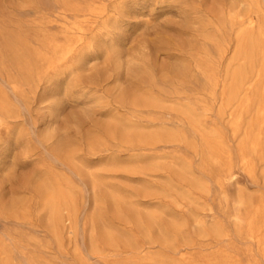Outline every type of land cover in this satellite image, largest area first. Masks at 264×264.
Listing matches in <instances>:
<instances>
[{"label": "rangeland", "instance_id": "1", "mask_svg": "<svg viewBox=\"0 0 264 264\" xmlns=\"http://www.w3.org/2000/svg\"><path fill=\"white\" fill-rule=\"evenodd\" d=\"M0 264H264V0H0Z\"/></svg>", "mask_w": 264, "mask_h": 264}]
</instances>
